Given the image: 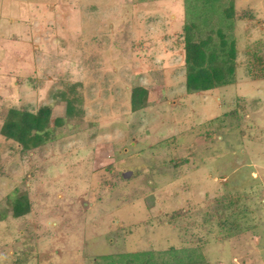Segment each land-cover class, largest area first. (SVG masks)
<instances>
[{
  "label": "rangeland",
  "instance_id": "rangeland-1",
  "mask_svg": "<svg viewBox=\"0 0 264 264\" xmlns=\"http://www.w3.org/2000/svg\"><path fill=\"white\" fill-rule=\"evenodd\" d=\"M214 21L236 79L187 93L183 27ZM45 105L44 144L0 133V264H264V0H0V128Z\"/></svg>",
  "mask_w": 264,
  "mask_h": 264
},
{
  "label": "trees",
  "instance_id": "trees-1",
  "mask_svg": "<svg viewBox=\"0 0 264 264\" xmlns=\"http://www.w3.org/2000/svg\"><path fill=\"white\" fill-rule=\"evenodd\" d=\"M231 6L224 9V14L228 19L232 15ZM198 27L193 22L185 23L183 27L185 89L187 93L211 90L231 84L236 79V48L234 41L229 40L230 36L226 27L218 26L215 21L209 27ZM145 95L146 90L143 87H135L131 90L130 106L132 111L142 108ZM63 98L66 102V116L73 115L77 103L76 97L65 95ZM238 102V108L244 109V100L240 99ZM234 112L232 111V113ZM62 121V117L51 118L50 107L47 105L39 107L36 111L12 107L5 114L0 133L18 143L22 150L29 151L49 140L51 131L61 125ZM51 122L52 127L50 126ZM29 209V201L25 195L19 196L12 203L14 217L23 216L28 213ZM159 254L157 253L154 259L156 261L152 259L148 263L205 264L202 254L197 249L187 250L182 259L179 257L168 258L169 263L163 260L158 261Z\"/></svg>",
  "mask_w": 264,
  "mask_h": 264
}]
</instances>
